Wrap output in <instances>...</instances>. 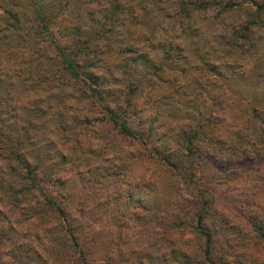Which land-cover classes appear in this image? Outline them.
<instances>
[{
	"label": "trees",
	"instance_id": "trees-1",
	"mask_svg": "<svg viewBox=\"0 0 264 264\" xmlns=\"http://www.w3.org/2000/svg\"><path fill=\"white\" fill-rule=\"evenodd\" d=\"M149 3L155 8L152 21H146ZM209 8L228 53L216 58L197 48L198 73L206 71L203 78L211 81L223 69L231 70L234 78L248 77L252 64L257 67L264 59L262 51L253 47L255 33L264 36V0H0V191L20 202L17 199L26 191L41 190L40 159L33 151V162L24 155V149L33 150L43 132L39 122L53 119L56 158L63 164L80 161L94 144L103 148L104 139L97 132L107 130L116 139L139 141L148 148V160L165 169L170 166L182 183L196 185L189 227L201 239L204 261L250 264L264 242V81H260L262 96L243 108L245 119L222 122L212 116L190 133L176 129L173 134L175 124L171 126L169 135L176 136L181 156L188 161L185 170L181 169L184 162L175 163L147 145L154 119L148 109L182 86L175 82L180 66L176 65L183 62L182 47L170 40L161 42V28L170 29L174 20L181 22L194 11ZM167 36L177 38L174 33ZM157 49L162 50L165 64L151 59ZM32 91H54L60 96L34 94L23 101ZM248 126L253 128L246 136L242 127ZM233 153L238 155L231 161ZM51 157L45 160L52 162ZM199 166L204 173L194 171ZM231 175L236 179L222 197L224 204H219L210 191ZM41 203L55 214L54 220H66L63 207L45 193ZM209 216L222 229V251L213 253L211 225L215 224L209 223ZM31 222L32 227L24 230L34 235H48L55 226L54 221L38 217ZM62 228L77 264H90L72 228L67 223ZM225 255L230 262L225 263Z\"/></svg>",
	"mask_w": 264,
	"mask_h": 264
},
{
	"label": "rangeland",
	"instance_id": "rangeland-1",
	"mask_svg": "<svg viewBox=\"0 0 264 264\" xmlns=\"http://www.w3.org/2000/svg\"><path fill=\"white\" fill-rule=\"evenodd\" d=\"M153 6L149 3L146 21L154 20ZM213 14L211 8L194 11L181 22L174 20L176 23L170 29L161 28V42L170 40L182 47L183 62L176 65L180 66L176 69L175 79L176 84L182 86L171 97L148 109L154 119L147 145L175 163L184 162L182 170L186 169L188 161L181 156V144H177L173 135L176 129L190 133L198 123L204 124L212 116L222 122L233 118L245 119L247 112L243 108L262 96L263 83L260 81H264V59H259L257 67L252 64L253 69L245 78H234L231 70L223 68V74L214 81L204 79L208 75L206 71L198 73L197 48L204 50L206 56L216 58L228 53ZM242 18L246 17L243 15ZM169 33H174L177 38H167ZM259 33L262 32L255 33L253 47L259 48L257 51H262L264 57V36H259ZM150 57L165 64L160 49L152 51ZM238 67L240 69L241 66ZM235 71H238L237 67ZM13 86L19 85L15 83ZM20 86L30 87L27 84ZM32 92L35 93H27L29 95L23 101L34 98V94L46 98L60 96L54 91ZM52 120L37 124L43 132L32 145L35 146L33 150L30 146L24 149V155L29 156L30 162H33L30 157L32 151L40 159L37 178H41V190L26 191L21 199H17L20 202L0 191V264H77L76 254L69 248L67 232L61 229L64 223L77 235L90 264H210L201 258V239L189 227V217L196 201L194 194L198 191L196 185L182 183L171 174L173 169L170 166L165 169L164 165L148 160V148H143L139 141L116 139L107 130L97 132L99 139H104L101 141L104 142L101 146L103 151L94 144L93 150L83 152L82 161L58 162V146L53 138L57 130L52 126ZM173 124V134L169 135ZM252 128L242 127V132L247 136ZM115 152L119 155L112 156ZM50 154L52 162H47L45 157ZM236 155L233 153L230 160ZM195 170L204 173L202 166ZM2 175L5 177V173ZM235 179L231 175L213 184L210 192L219 204H224L222 197ZM41 193L63 207L66 213L64 222L54 220L55 214L45 210ZM33 217L54 221L55 226L48 235H34L27 230L33 225ZM208 220L209 223L214 222L210 216ZM214 224L211 225L215 228L213 253L216 249L223 250L224 237L222 229ZM260 245V254L250 264H264L262 240ZM102 252L104 255L99 254ZM97 256L100 260L96 259ZM240 256L246 258L244 254ZM225 257V263L230 262Z\"/></svg>",
	"mask_w": 264,
	"mask_h": 264
}]
</instances>
